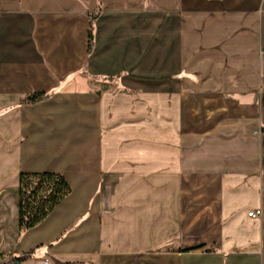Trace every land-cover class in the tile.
<instances>
[{
  "label": "crops",
  "instance_id": "obj_1",
  "mask_svg": "<svg viewBox=\"0 0 264 264\" xmlns=\"http://www.w3.org/2000/svg\"><path fill=\"white\" fill-rule=\"evenodd\" d=\"M259 126L264 0H0V254L264 264ZM21 172L71 188L22 234Z\"/></svg>",
  "mask_w": 264,
  "mask_h": 264
},
{
  "label": "trees",
  "instance_id": "obj_2",
  "mask_svg": "<svg viewBox=\"0 0 264 264\" xmlns=\"http://www.w3.org/2000/svg\"><path fill=\"white\" fill-rule=\"evenodd\" d=\"M96 15H89L88 27V49L90 54L94 44L93 23ZM116 79H109L112 82ZM47 93H31L18 102V106L24 103H37L47 99ZM19 231L20 234L33 228L41 222L65 197L71 188L65 178L59 173L40 172L30 173L21 172L19 174ZM34 256V250H29L21 254H13L8 257L0 254V264H21ZM76 264V263H62Z\"/></svg>",
  "mask_w": 264,
  "mask_h": 264
},
{
  "label": "built area",
  "instance_id": "obj_3",
  "mask_svg": "<svg viewBox=\"0 0 264 264\" xmlns=\"http://www.w3.org/2000/svg\"><path fill=\"white\" fill-rule=\"evenodd\" d=\"M253 133L259 136L264 135V126H259L258 128L254 129ZM261 213H262L261 209H258L248 212L247 215L249 217L255 218V217H259Z\"/></svg>",
  "mask_w": 264,
  "mask_h": 264
}]
</instances>
